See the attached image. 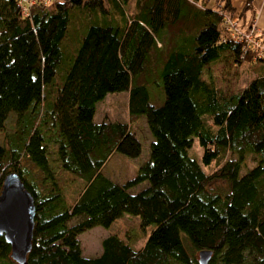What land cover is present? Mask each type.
<instances>
[{"label":"trees","instance_id":"16d2710c","mask_svg":"<svg viewBox=\"0 0 264 264\" xmlns=\"http://www.w3.org/2000/svg\"><path fill=\"white\" fill-rule=\"evenodd\" d=\"M253 12L251 0L237 12L228 0H52L23 17L0 0V130L15 117L0 183L13 172L33 199L25 264H197L188 248L209 250L207 264H264V25L255 31ZM82 16L94 23L78 25ZM226 59L263 69L224 95L211 66ZM118 92L127 122L141 117L151 138L120 183L99 169L113 153L136 158L140 144L127 123L92 118ZM193 140L197 159L186 154ZM21 158L47 186L26 181ZM52 162L82 181L69 206ZM123 215L150 227L141 246L111 234L97 256L80 255L78 234ZM0 264H15L1 237Z\"/></svg>","mask_w":264,"mask_h":264},{"label":"rangeland","instance_id":"374dc122","mask_svg":"<svg viewBox=\"0 0 264 264\" xmlns=\"http://www.w3.org/2000/svg\"><path fill=\"white\" fill-rule=\"evenodd\" d=\"M79 17L77 22L78 25L87 26L93 24L94 20L82 16ZM254 28V27H253ZM238 70L231 64L230 59L223 60L221 62L215 63L211 66V77L214 82V86L217 87L224 95L237 92L241 86L253 78L255 74L263 69L262 65H248L247 63L241 64ZM126 92L109 93L104 96V98L95 104L94 109V122L100 121H117L121 123H127L129 131L138 140L140 144V153L136 158H126L118 154H111L107 160L103 163L99 172L101 175L107 179L120 183L134 175V172L140 162L147 158V144L151 140L143 119L141 117L137 118L132 122H127V108H126ZM157 104V103H155ZM14 115L7 116L3 123V128L0 130V146H4L7 143L6 136L14 131ZM199 149L195 140L192 141L191 147L187 150L186 154L188 157H193L195 159L199 156ZM51 154V153H49ZM52 159L51 155L49 156ZM227 159V157H225ZM21 165H25L28 169L29 178L26 181L29 182L30 179L34 181V184L41 189L47 186L46 183H42V178L31 167L24 161L20 159ZM254 160L251 156L246 157L245 167L252 166ZM52 170L54 172V179L57 183V189L60 191L65 205L69 206L70 203L75 199L77 193L79 192L82 181L66 172H62L58 169L57 165L52 162L50 163ZM214 168L213 163L208 167L201 169L204 172H209ZM245 171L243 167L239 169V174ZM211 189L217 190L219 193L225 190V183L220 181H214L209 184ZM77 219L71 218L67 225H72ZM150 227H146L141 230L137 226V218L123 215L117 220L113 221L106 229L100 227H94L85 230L77 235L76 239L79 243L80 255L82 257H95L100 252L99 243L102 238L107 235L114 234L117 237L129 239V245L133 248L141 246L145 239L146 234H148ZM192 256L196 257V251H191L188 248Z\"/></svg>","mask_w":264,"mask_h":264},{"label":"water","instance_id":"95a60500","mask_svg":"<svg viewBox=\"0 0 264 264\" xmlns=\"http://www.w3.org/2000/svg\"><path fill=\"white\" fill-rule=\"evenodd\" d=\"M33 199L13 172L5 174L0 183V237L8 246V258L15 264H25L30 248ZM196 263L207 264L209 250L196 252Z\"/></svg>","mask_w":264,"mask_h":264},{"label":"crops","instance_id":"0c3cea01","mask_svg":"<svg viewBox=\"0 0 264 264\" xmlns=\"http://www.w3.org/2000/svg\"><path fill=\"white\" fill-rule=\"evenodd\" d=\"M228 1L231 8L234 9V12H237L243 3V0ZM251 6L254 11L252 18V26L254 27L255 31H258L264 25V0H251ZM262 44L264 45V36L262 39ZM92 118L94 121V114Z\"/></svg>","mask_w":264,"mask_h":264},{"label":"built area","instance_id":"2783aa9c","mask_svg":"<svg viewBox=\"0 0 264 264\" xmlns=\"http://www.w3.org/2000/svg\"><path fill=\"white\" fill-rule=\"evenodd\" d=\"M18 7H19V14L23 17H26L28 14V7L34 3H37L39 5L45 6L48 5L52 0H15ZM234 18L232 17L228 23L230 26H233ZM236 35L239 37L241 36L239 33H236ZM246 41H250L249 36H244ZM254 44V43H253Z\"/></svg>","mask_w":264,"mask_h":264}]
</instances>
